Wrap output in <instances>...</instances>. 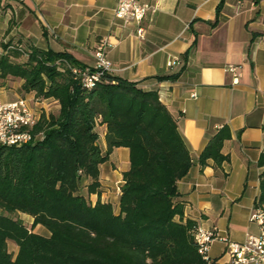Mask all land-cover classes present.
I'll return each instance as SVG.
<instances>
[{"label": "crops", "instance_id": "obj_1", "mask_svg": "<svg viewBox=\"0 0 264 264\" xmlns=\"http://www.w3.org/2000/svg\"><path fill=\"white\" fill-rule=\"evenodd\" d=\"M138 1L153 11L124 24L114 16L115 0H0V55L8 46L38 48L68 53L93 67L97 45L106 43L110 74L156 91L177 120L191 158L176 182L174 202L183 205L182 221L216 227L222 236L242 242L258 233L250 216L264 170L257 164L264 151V0ZM172 58L174 64L167 66ZM228 65L237 66L235 74ZM21 83L0 79V102L24 97L46 111L58 109L53 100L34 102L32 93L22 95ZM223 125L230 131L221 150L227 160L220 167L212 159L201 166L200 152ZM95 131L104 152L105 124L97 123ZM128 155L127 147H115L99 167V199L111 203L115 214ZM83 180L79 193L84 189L80 194L93 205L98 195L87 194L89 180ZM208 257L230 264L223 241L210 244Z\"/></svg>", "mask_w": 264, "mask_h": 264}, {"label": "trees", "instance_id": "obj_2", "mask_svg": "<svg viewBox=\"0 0 264 264\" xmlns=\"http://www.w3.org/2000/svg\"><path fill=\"white\" fill-rule=\"evenodd\" d=\"M24 51L6 48L0 79L22 80V95L53 100L58 109L40 111L31 141L0 144V264H216L199 254L193 239L197 224L183 222V205L174 202L176 182L191 158L177 120L157 92L111 74L85 88L70 70L84 66L70 54ZM97 123L106 126L104 152ZM229 138L226 125L217 129L200 152V165L212 159L220 167ZM115 147L129 151L118 214L99 199V167ZM257 164L264 167V151ZM84 178L87 194L98 195L93 205L79 193ZM259 205H264V170ZM18 212L32 218L30 227L13 216ZM37 225L48 235L35 232ZM9 241L17 247L14 254Z\"/></svg>", "mask_w": 264, "mask_h": 264}, {"label": "built area", "instance_id": "obj_3", "mask_svg": "<svg viewBox=\"0 0 264 264\" xmlns=\"http://www.w3.org/2000/svg\"><path fill=\"white\" fill-rule=\"evenodd\" d=\"M148 11H153L150 5L140 3L138 0H115L114 16L124 24L130 21L140 22ZM106 43L97 45L94 52L95 64L93 67L70 66V70L75 79L85 88L93 87L113 70L111 62L105 53ZM13 48L8 46L7 49ZM20 52L27 54L21 48H16ZM175 59L167 60V66H172ZM226 70L235 74L237 66L228 65ZM237 82L234 76L233 83ZM27 98H19L14 101L0 102V144L7 146H20L32 139L31 127L39 118ZM34 102H40L34 99ZM251 221L258 227L257 234H248L242 242L232 241L222 236L216 227L205 229L196 225L193 229V239L197 245L198 252L204 260L210 261L208 250L213 241L219 240L226 243L230 264H264V205L255 206L251 216Z\"/></svg>", "mask_w": 264, "mask_h": 264}, {"label": "rangeland", "instance_id": "obj_4", "mask_svg": "<svg viewBox=\"0 0 264 264\" xmlns=\"http://www.w3.org/2000/svg\"><path fill=\"white\" fill-rule=\"evenodd\" d=\"M30 104H31V106L33 107V110L38 114L41 110H43V108L41 107H38V106H35V105H33V103H31L30 102ZM45 110V109H44ZM83 179L81 180V183L80 184H82V186H83ZM84 189H82L81 191H80V193H82V194H84ZM88 201H89V199H88ZM13 216L15 217V218H18V219H20L27 227H30L31 226V223H32V218L31 217H29L28 215H26V214H23V213H15V214H13ZM33 230L35 231V232H37V233H40V234H42V235H48V232H47V230L44 228V227H42V226H35L34 228H33ZM16 250H17V247L15 246V244L13 243V242H11V241H9V243H8V251L9 252H11L12 254H14V253H16Z\"/></svg>", "mask_w": 264, "mask_h": 264}]
</instances>
